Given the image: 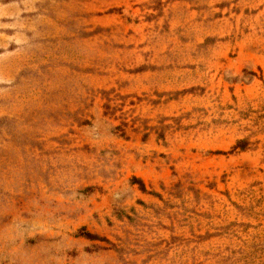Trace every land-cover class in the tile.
I'll return each instance as SVG.
<instances>
[{
    "label": "rangeland",
    "instance_id": "374dc122",
    "mask_svg": "<svg viewBox=\"0 0 264 264\" xmlns=\"http://www.w3.org/2000/svg\"><path fill=\"white\" fill-rule=\"evenodd\" d=\"M0 264H264V0H0Z\"/></svg>",
    "mask_w": 264,
    "mask_h": 264
},
{
    "label": "trees",
    "instance_id": "16d2710c",
    "mask_svg": "<svg viewBox=\"0 0 264 264\" xmlns=\"http://www.w3.org/2000/svg\"><path fill=\"white\" fill-rule=\"evenodd\" d=\"M235 148H239V149H243V146L241 144V142H238L235 146ZM136 183L139 185L140 190L144 191L143 185L140 181L136 180ZM81 237L88 239V240H99L98 236L90 234L88 232H81L80 234Z\"/></svg>",
    "mask_w": 264,
    "mask_h": 264
}]
</instances>
